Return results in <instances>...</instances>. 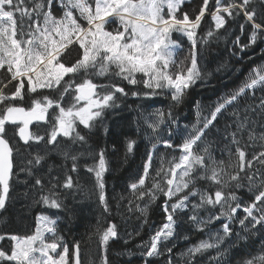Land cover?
<instances>
[{
    "label": "snow or ice",
    "instance_id": "6c2138e0",
    "mask_svg": "<svg viewBox=\"0 0 264 264\" xmlns=\"http://www.w3.org/2000/svg\"><path fill=\"white\" fill-rule=\"evenodd\" d=\"M54 2L61 9L59 16L53 13ZM186 2L189 0H0V71L9 74V83L16 82L15 90L5 93L7 84L0 80V210L9 198L10 182L24 173L33 181L29 190L40 193L35 203L47 209L70 211L65 201L69 196L75 198L79 184L74 183L71 175L60 182L53 175L54 165L48 160L63 144L59 154L65 164L71 161V172L78 171V159L85 153H73L72 145L88 143L78 130L80 126L91 132L99 123L107 132L105 113L120 107L118 100L128 96L143 99L168 92L174 103L180 104L188 89L203 79L197 62L198 44L207 45L229 19L242 15L251 26L246 42H241L240 35L235 37L233 55L264 39V0H215V11L211 12L214 30L203 37H198V29L210 0H203L199 13L192 18L181 11ZM258 18L261 23L256 22ZM244 27L240 25L241 33ZM173 33L190 42L187 64L176 59L181 45L173 39ZM73 44L79 46L82 55L66 66L60 58ZM90 74L96 78L108 77L110 82L94 83ZM113 79L127 82L134 90L126 91L112 83ZM257 89H264V65L254 69L236 91L218 101L207 116L198 112L196 123L185 129L186 135L179 145H173L171 139L172 124H175L171 111L158 110L152 122L145 120L158 143L151 145L142 174L129 186L134 198L129 200L132 206L129 211L134 207L146 224L150 205L163 196L161 208L165 214V223L155 231L150 243L138 246L146 247L141 253L145 264L165 252L167 264H174L172 247L167 245L177 235L181 216L185 214L195 230H207L209 236L181 253L184 264H198V258L210 250L215 255L208 257L209 264H226L229 251L224 246L226 240L230 239L234 246L239 241H247L252 234L264 233V150L253 152L246 160L248 144L241 146L246 133L249 144L259 143L264 148V131L256 132L254 119L259 110L264 121V97L257 105L242 110L235 107L241 98L254 95ZM41 90H49L54 97ZM229 108L234 109L231 112L234 130H231L233 125H226L225 138H230L235 152L231 147L226 149V163L213 156V142L208 133ZM41 123L47 125L46 132L31 130L30 126L35 124L38 129ZM166 123L168 139L162 140L159 131ZM261 127L264 128V122ZM10 138L22 141L25 150L41 144L45 150L29 152V158L14 163V152L18 156L20 149L10 144ZM161 140L164 148L180 150L179 157L173 156L167 168L164 156L157 153ZM135 145V140L127 141L126 156L133 152ZM95 156L97 163L84 167L94 175L98 201L108 213L109 197L103 179L108 170L105 149H100ZM154 156L160 164L155 169L152 167ZM245 187L253 193L250 203L237 195V190ZM134 201L144 202L143 207ZM241 208L242 213L237 215ZM202 212L206 215H201ZM60 219L58 215L51 217L42 211L36 217L34 234L0 233V243L12 241L7 251L0 247V264H80V243L73 242L70 256L69 247L58 231ZM217 221L221 228L212 231L210 226ZM234 224L239 225V232H234ZM127 235L128 239L132 238L131 233ZM119 238L117 225L110 224L99 236L105 253L109 241ZM187 238L185 235L184 239ZM103 264H108L106 254ZM241 264H264V249L250 259H242Z\"/></svg>",
    "mask_w": 264,
    "mask_h": 264
},
{
    "label": "trees",
    "instance_id": "16d2710c",
    "mask_svg": "<svg viewBox=\"0 0 264 264\" xmlns=\"http://www.w3.org/2000/svg\"><path fill=\"white\" fill-rule=\"evenodd\" d=\"M202 3L203 0H190L182 6L181 11L187 12L192 18L199 13ZM214 4L215 0H210L208 11H206L198 29V37H203L209 30H214V21L211 19V12L215 11ZM177 15L179 17L180 13H177ZM256 22L261 23L262 21L258 18ZM241 24L245 26L243 33L240 29ZM250 30L251 26L241 15L235 19H229L225 28L220 29L217 36L211 38L207 45L198 44L197 62L203 79L198 80L194 86L188 89L180 104L174 103L166 92L162 95L143 99L128 96L118 100L120 107L105 113L104 125L107 127V132L104 131V126L99 123L91 132L80 126L78 130L81 131L82 135H85L88 143L86 145L76 144L78 147L95 153L100 149H105L108 170L104 173L103 179L106 186L105 191L109 197L110 212L105 213L98 201L95 177L84 167L89 163L78 164V171L75 173L71 172V167L65 168L64 171L67 175H71L74 183L78 182L79 184V189L75 192V198L69 196L65 201L68 209H70V211L65 212L67 215L66 222L58 224L59 234L63 236L64 242L67 243L71 252L70 256L75 241L80 243L81 256L88 253L91 256L92 264H103L105 254L107 255L108 264H145V257L141 253L146 251V247L138 246H147L155 231L165 223V214L161 208L164 201L163 196L150 205L146 224L143 223V217L134 207L129 211V208L132 207L129 200H134L129 191V186L136 182L142 174L143 164L151 145L158 143L145 120L152 122L155 119L153 114L158 110H163L165 113L171 111L172 118L175 120V124H172L174 132L171 139L173 145H179L184 135H186L185 129H190L196 123L198 112L201 116H207L218 101L236 91L248 80L254 69L264 65V39H258L254 46L242 53L232 54L236 51L233 47L235 37L240 35L241 42H246ZM177 41L180 43L181 49L177 52L176 59L177 61L184 60L187 64L190 60V42L186 37L181 36L177 38ZM81 54L78 45L73 44L61 56V62L71 65L80 58ZM186 57L188 60H186ZM89 78L98 83L104 80V78H96L91 74ZM65 79L67 80L68 77H65ZM0 80L7 84L4 89L5 93H11L15 90L16 82L9 83V74L0 71ZM76 82H80L79 77H77ZM123 86L126 91L134 90L133 86L125 85V83ZM41 91L50 97H54V94L49 90ZM261 97H264V89H257L254 91V95L248 94L241 98L235 107L242 110L247 106L257 105ZM67 100L68 97H65L66 102ZM233 110V108H229L227 112L218 117V123L208 133L209 139L213 142V156L217 160H225L226 163V149L231 147L233 153L235 152V146L229 142L230 138H225V126L233 125L231 116ZM258 113L259 110L254 115L257 133L264 131V128L261 127V123L264 121L261 120ZM231 130H234V125ZM159 136L162 137V140L168 139L167 123L161 125ZM130 139L135 140L136 145L133 152L126 156V145ZM162 140L159 141L161 146L157 149V153L164 156V167L167 168L170 167L169 161L172 160L173 156L179 157L180 150L173 151L164 148ZM10 142L14 148L19 146L20 149L18 156L14 152V163H18L19 158L24 160L29 158V152L34 153L33 148L25 150L18 138H10ZM245 144H248L245 149L248 153L246 160L251 157L253 152L264 150L259 143L249 144L246 133L241 140V146L243 147ZM52 162L54 166L63 164L61 160ZM159 166L158 158L154 156L152 167L155 169ZM15 171L16 168H14ZM246 171H248L247 168ZM151 174L153 173L150 171ZM241 175L243 177L244 174ZM25 180L28 181L27 184L22 183ZM32 183L33 181L24 173H20L18 178L14 177L10 182L7 204L0 211V233L20 236H28L34 233L37 227L36 217L44 211L45 207L34 202L40 193L29 190ZM45 191H47L46 187ZM25 192H28V195H24ZM61 195L63 196V193ZM237 195L243 202L250 203L253 193L245 187L237 190ZM145 200H147V197ZM134 203H139L141 207L144 204L142 201H134ZM48 213L53 214L50 209ZM241 213L242 208L238 209L237 215ZM201 215H206V213L202 212ZM110 224L117 225V231L121 238L110 240L107 253H105L99 236ZM210 227L212 231H219L221 224L217 221ZM233 230L239 232V225L234 224ZM137 232H139V235H136ZM129 233L132 234L131 239H128L127 234ZM185 235L188 237L187 239H184ZM208 236L209 232L207 230L204 232L195 230L188 222L185 214L181 216L177 235L168 241L167 246L172 247V253L176 261H179V264H184L181 253L186 252L189 247L199 241L207 239ZM126 239L128 243L124 242ZM11 243L12 241L5 240L0 243V247L7 251L11 248ZM224 246L229 248L225 258L226 264H241L242 259H250L258 254L261 249H264V233L252 234L247 241H239L234 246L229 239L225 241ZM163 248L164 245H161L162 250ZM129 252L132 253L131 256L128 255ZM212 255H215L214 250L205 253L198 258V264H209L208 257ZM167 260L168 254L165 252L160 257L150 258L149 264H167ZM176 261H174V264H176Z\"/></svg>",
    "mask_w": 264,
    "mask_h": 264
},
{
    "label": "rangeland",
    "instance_id": "374dc122",
    "mask_svg": "<svg viewBox=\"0 0 264 264\" xmlns=\"http://www.w3.org/2000/svg\"><path fill=\"white\" fill-rule=\"evenodd\" d=\"M190 1V0H189ZM53 13L54 14H56L57 16H59L60 14H61V9L55 4V2H54V4H53ZM180 35L179 34H177V33H173V39L174 40H177V38L179 37ZM70 47V46H69ZM78 48H79V46H78ZM81 50V49H80ZM81 53H82V50H81ZM82 55V54H81ZM61 59V58H60ZM64 63V62H63ZM65 65L66 66H71V65H67L66 63H65ZM104 78V80L102 81V82H100V83H103V84H107V83H109L110 81H109V78L108 77H103ZM112 83H116L118 86H121V87H124L123 86V84L125 83V85H128L127 84V82H122V81H119V79H113L112 81H111ZM94 83H98V82H94ZM128 86H130V85H128ZM140 87V86H139ZM166 94H168V95H170L168 92H166ZM117 96H119V94H117ZM46 130H47V125H45V124H43V123H41V125L39 126V128L37 129L36 128V131H39L40 133H44V132H46ZM67 143V141H65L64 142V144H66ZM32 150L35 152L37 149H39V150H41V151H44L45 150V146H43L42 144L41 145H33L32 146ZM63 150V144H62V146H61V148L60 149H57V151L55 152V153H53V154H51L50 156H49V158H50V161H49V163L50 164H53V162L51 161V159H53L52 158V155H57V156H61L59 153L61 152ZM72 152L73 153H75V152H83V153H85V155H83V156H80L79 157V159H78V164H84L85 162H87V163H89V165H93V164H95V163H97V157L95 156V152H90V151H88V150H85L84 148H80V147H78L77 145H72ZM88 153H92L91 155H89ZM14 158V157H13ZM57 159V161L58 160H61L62 162H63V164L62 165H64V166H62V165H59V166H54V169H55V171H54V169H53V175H57L58 177H59V181H63L64 180V178H65V176L67 175V173L64 171L65 170V168H67V167H71V161H67L66 162V164H65V161L63 160V159H61V158H56ZM22 160H24V159H22V158H19V161H22ZM42 171H44V170H46V168H42L41 169ZM23 183V182H22ZM46 188H48V185H47V182H46V186H45ZM57 191H60V189H57ZM57 214H62V219L60 220V223H63V222H66V219H67V215L65 214V211H59ZM47 215V214H46ZM48 216H51V217H53L52 216V214L51 213H48ZM59 216V215H58ZM34 234V233H33ZM11 246H12V243H11ZM70 251H69V255H70ZM81 264H92L91 263V256L88 254V253H85L83 256H81Z\"/></svg>",
    "mask_w": 264,
    "mask_h": 264
},
{
    "label": "flooded vegetation",
    "instance_id": "af4514ba",
    "mask_svg": "<svg viewBox=\"0 0 264 264\" xmlns=\"http://www.w3.org/2000/svg\"><path fill=\"white\" fill-rule=\"evenodd\" d=\"M40 125H41V124H40ZM35 130H36V126L33 127V131H35ZM52 158H53L52 161H57L56 158H61V159H63L62 156H57V155H52ZM69 161H70V160H69ZM60 182H62V181H60ZM48 210H49V209L45 208L44 211H43L44 214H47V215H48ZM50 210L53 212V214H52L53 217L59 215V217L62 219V217H61L62 214H57V213L59 212L58 210H53V209H50ZM61 219H60V220H61Z\"/></svg>",
    "mask_w": 264,
    "mask_h": 264
},
{
    "label": "water",
    "instance_id": "95a60500",
    "mask_svg": "<svg viewBox=\"0 0 264 264\" xmlns=\"http://www.w3.org/2000/svg\"><path fill=\"white\" fill-rule=\"evenodd\" d=\"M35 125V124H34ZM33 125V126H34ZM33 126H30L31 127V130H32V128H33ZM22 144H23V142L22 141H20ZM11 144V143H10ZM8 201V200H7ZM6 204H7V202H6ZM0 211H2V210H0ZM80 264H81V253H80Z\"/></svg>",
    "mask_w": 264,
    "mask_h": 264
}]
</instances>
